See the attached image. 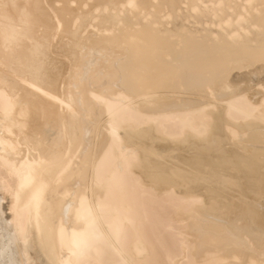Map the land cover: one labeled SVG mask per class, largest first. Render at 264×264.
Returning a JSON list of instances; mask_svg holds the SVG:
<instances>
[{
  "label": "bare ground",
  "instance_id": "6f19581e",
  "mask_svg": "<svg viewBox=\"0 0 264 264\" xmlns=\"http://www.w3.org/2000/svg\"><path fill=\"white\" fill-rule=\"evenodd\" d=\"M0 264H264V0H0Z\"/></svg>",
  "mask_w": 264,
  "mask_h": 264
}]
</instances>
